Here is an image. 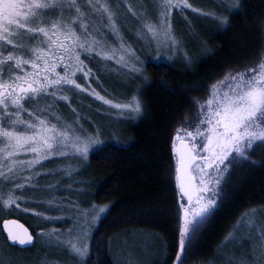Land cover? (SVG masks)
<instances>
[{
  "label": "snow or ice",
  "instance_id": "snow-or-ice-1",
  "mask_svg": "<svg viewBox=\"0 0 264 264\" xmlns=\"http://www.w3.org/2000/svg\"><path fill=\"white\" fill-rule=\"evenodd\" d=\"M150 3L151 11L146 5L140 11L128 0L120 3L112 0H0V202L3 206L19 208L17 201L32 202L30 197L17 193L26 187H36L30 183L40 174L35 173L34 168L59 155L57 149L71 150L83 157L88 155L93 133L82 127L78 133L68 122L52 124L37 115L32 107L25 108V104L41 95H54L62 87L88 91L72 77L80 74L87 78L92 71L84 70L81 56H91L103 46L93 32H98L100 27H110L113 33H118L116 21L130 13L147 30L138 32V36L150 34L152 40L165 46L169 43L173 48L179 46L170 21L172 10L191 8V5H186V0H150ZM238 6L239 0H227L218 7L230 10ZM151 12L156 13L157 23L152 22ZM207 14L222 25L229 19L216 11ZM261 29L264 31V23ZM27 37L37 40L29 43ZM127 53L128 58L122 55L121 60L134 71L142 72L134 50L127 49ZM100 54L109 55L102 51ZM132 59L137 62L131 63ZM58 67L63 71H58ZM229 82L226 91L213 92L199 105V120L194 130L178 129L171 140V156L175 158L174 195L178 197L175 223L178 249L173 264H181L187 246L218 207L219 188L223 177L231 170L230 165L250 160L252 147L264 144V55L254 67L230 76ZM93 95L99 96V93ZM115 107L122 110L121 114L123 110L137 114L142 110V102L133 96L131 102ZM22 113L29 118L25 119ZM89 211L95 212V206L77 209L78 235L67 241L72 252L81 257L89 252L85 239L88 226L102 218L105 207L91 217ZM48 219L45 217L46 221ZM3 228L9 241L24 244L33 240L28 229L17 220H3ZM55 231L49 230L47 235L51 238ZM40 234L46 233L42 229ZM259 248L260 256L264 257V241ZM241 264L248 262L242 260Z\"/></svg>",
  "mask_w": 264,
  "mask_h": 264
},
{
  "label": "trees",
  "instance_id": "trees-1",
  "mask_svg": "<svg viewBox=\"0 0 264 264\" xmlns=\"http://www.w3.org/2000/svg\"><path fill=\"white\" fill-rule=\"evenodd\" d=\"M188 1L191 10L183 8L177 17L191 47L190 60H146L145 79L140 89L131 90H137L142 110L113 137L104 134L106 142L89 152L82 168L88 198L84 205L105 207L90 230L89 252L82 264H173L178 249V197L172 137L178 129L193 125L211 86L254 67L264 55V0H239L238 7L223 11L216 10L215 0ZM211 11L228 16L227 24L207 14ZM192 32L194 39L188 35ZM249 156L248 161L230 165L219 188L218 207L187 246L181 264H218V249L237 219L245 212L264 210V144H255ZM35 200L30 206L43 212ZM10 217L26 224L35 238L28 215L8 213L3 219ZM67 222L43 226L62 230ZM0 238L6 253H0V261L7 264H41L45 258H58L36 238L24 249L9 245L1 230Z\"/></svg>",
  "mask_w": 264,
  "mask_h": 264
},
{
  "label": "rangeland",
  "instance_id": "rangeland-1",
  "mask_svg": "<svg viewBox=\"0 0 264 264\" xmlns=\"http://www.w3.org/2000/svg\"><path fill=\"white\" fill-rule=\"evenodd\" d=\"M215 1L218 6L227 2V0ZM112 2L120 3L121 0H112ZM128 3L137 6L140 11H143V6L146 5L151 11L150 0H128ZM187 4H190L188 0H186ZM184 9L191 10L187 6ZM225 9L224 7H217L216 10L223 11ZM179 11L183 14L181 9H173L170 18L173 34L179 38L178 47L173 48L170 43L165 46L152 40L150 34L138 36V32L146 33L147 30L142 27L139 19L129 13L116 21L119 25L118 33H113L110 27H100L98 32H93V35L103 42V46L99 51L93 52L91 56H81V59L84 60V70L91 69L92 71L87 78L80 74L72 77L76 79L77 84H82L88 91H82L74 87H62L60 90L55 91L54 95L45 94L32 99L25 104V108L32 107L36 110L37 115L52 124L59 125L62 122H68L73 124L78 133L81 127L86 132L93 133V139L88 146L89 154L90 151L105 143L107 136L113 137L114 133L121 130L120 126L128 124L130 120L131 123L134 122L139 115L140 112L132 114L128 110H123V114H121L122 110L116 108L115 105L129 103L133 96L139 99L137 90L133 91L135 94L131 90L138 86L140 89V83L145 79L143 66L146 60H164L177 63H187L190 60L191 47L188 39H184L185 35L179 27L181 25L180 17H177ZM49 15H54V13H49ZM151 16L152 22L157 23L156 13L151 12ZM181 18L188 20L184 16ZM103 23L106 25L107 21L105 20ZM188 35L192 36L190 38L193 39L196 37L194 32ZM36 40V37L26 38V42L29 43ZM121 45H123V48ZM113 49H115V52H113ZM127 49L134 50V57L138 58L142 72L134 71L127 66V63L121 60L122 55L126 59L128 58ZM101 51L107 52L109 55L102 56L100 54ZM185 53H187V57ZM136 62V59L131 60L133 64ZM94 67L96 70H94ZM57 70L63 71L59 67ZM230 76L222 78L211 86L207 99L212 96L213 92L222 93L226 91L230 86ZM49 91L52 92L53 90L50 89ZM94 92L99 93V96L93 95ZM64 96H67L68 99H62ZM100 96L105 99L101 100ZM107 100H112L113 103L108 104L106 103ZM199 105L196 121L192 126L184 127L183 129L194 130L199 120ZM22 115L25 119L29 118L26 113H22ZM104 134L108 135L105 137ZM57 152L59 155L40 162L39 166L34 168V172L40 174L34 176L30 183L36 185V187H26L17 193L20 196L30 197L31 201L36 199V205L46 213L39 211L43 216L38 215L40 213L36 212L29 204L32 202L17 201L20 205L19 208L14 205L5 207L0 202V221L8 213L28 215L30 217L36 230V241L45 243L44 246L47 252H56L58 255L57 259L45 258L41 264H82L87 255L83 257L77 256L72 252L67 241L70 237L75 239L78 235L80 219L77 218V209H90L93 206L84 205L88 198L84 195V183L86 181L82 175V168L86 164L88 155L83 157L71 150L64 152L63 149H57ZM48 201H52V203L49 204ZM94 206L96 211H89V217L98 214L102 207ZM45 214L55 215L49 216L48 218L50 219L46 221L45 217L48 215ZM61 220L68 221L62 230L43 226L45 223L49 224L51 221L60 222ZM96 223L97 221L88 226V234L85 237L88 244L90 230ZM42 229L46 233L45 235L40 234ZM53 229L56 231L54 236L50 238L47 233ZM261 241H264V210L245 212L227 232L223 245L218 249L216 262L218 264H241L242 260H246L248 264H264V257L260 256L259 245ZM0 253L6 254L5 247L2 244L0 245ZM0 262L2 264L8 263L5 259Z\"/></svg>",
  "mask_w": 264,
  "mask_h": 264
},
{
  "label": "water",
  "instance_id": "water-1",
  "mask_svg": "<svg viewBox=\"0 0 264 264\" xmlns=\"http://www.w3.org/2000/svg\"><path fill=\"white\" fill-rule=\"evenodd\" d=\"M5 219H9V220L14 219V220L19 221V224L23 225L25 228L28 229L29 233H30V234L32 235V237H33V240L30 241V242H26V243H24V244H20L18 241H9V240H8V237H7V233H6V231L4 230V228H3V220H5ZM5 219H3V220L1 221V223H0V230H1V232H2V234H3V236H4V238H5V240L7 241V243H8L9 245H11V246H16V247H18V248L24 249V248L31 247V246L34 244V242H35L34 235L32 234L30 228H29L26 224H24L22 221H20V220H18V219H16V218H11V217H10V218H5Z\"/></svg>",
  "mask_w": 264,
  "mask_h": 264
}]
</instances>
